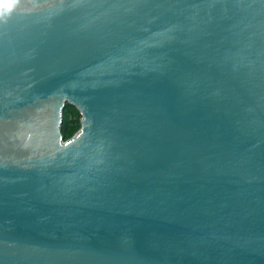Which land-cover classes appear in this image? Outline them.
Here are the masks:
<instances>
[{"label": "water", "instance_id": "water-1", "mask_svg": "<svg viewBox=\"0 0 264 264\" xmlns=\"http://www.w3.org/2000/svg\"><path fill=\"white\" fill-rule=\"evenodd\" d=\"M0 264H264V0L0 8Z\"/></svg>", "mask_w": 264, "mask_h": 264}, {"label": "trees", "instance_id": "trees-1", "mask_svg": "<svg viewBox=\"0 0 264 264\" xmlns=\"http://www.w3.org/2000/svg\"><path fill=\"white\" fill-rule=\"evenodd\" d=\"M81 114L79 110L72 104L67 103L63 108V120L61 131L64 138H68L80 127Z\"/></svg>", "mask_w": 264, "mask_h": 264}, {"label": "clouds", "instance_id": "clouds-1", "mask_svg": "<svg viewBox=\"0 0 264 264\" xmlns=\"http://www.w3.org/2000/svg\"><path fill=\"white\" fill-rule=\"evenodd\" d=\"M14 0H0V8H12Z\"/></svg>", "mask_w": 264, "mask_h": 264}]
</instances>
